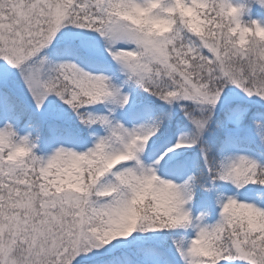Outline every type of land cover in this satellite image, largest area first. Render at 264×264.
<instances>
[{"label": "snow or ice", "instance_id": "1", "mask_svg": "<svg viewBox=\"0 0 264 264\" xmlns=\"http://www.w3.org/2000/svg\"><path fill=\"white\" fill-rule=\"evenodd\" d=\"M257 29L264 0H0V264H264Z\"/></svg>", "mask_w": 264, "mask_h": 264}, {"label": "clouds", "instance_id": "2", "mask_svg": "<svg viewBox=\"0 0 264 264\" xmlns=\"http://www.w3.org/2000/svg\"><path fill=\"white\" fill-rule=\"evenodd\" d=\"M156 27H159L161 29H166L168 27V25L165 22H154ZM247 36V32L246 31H241V42H245V37ZM257 36H259L260 38L264 39V29H257Z\"/></svg>", "mask_w": 264, "mask_h": 264}]
</instances>
